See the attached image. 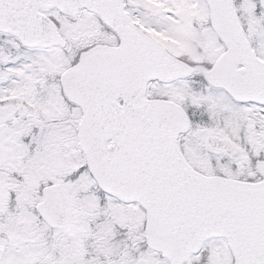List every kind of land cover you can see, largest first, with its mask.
Segmentation results:
<instances>
[{
  "label": "snow or ice",
  "instance_id": "snow-or-ice-1",
  "mask_svg": "<svg viewBox=\"0 0 264 264\" xmlns=\"http://www.w3.org/2000/svg\"><path fill=\"white\" fill-rule=\"evenodd\" d=\"M0 264H264V0H0Z\"/></svg>",
  "mask_w": 264,
  "mask_h": 264
}]
</instances>
